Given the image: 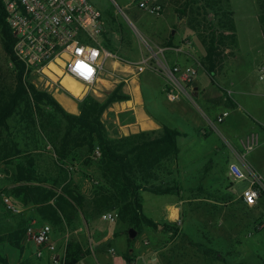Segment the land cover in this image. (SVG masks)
Wrapping results in <instances>:
<instances>
[{"label": "crops", "instance_id": "0c3cea01", "mask_svg": "<svg viewBox=\"0 0 264 264\" xmlns=\"http://www.w3.org/2000/svg\"><path fill=\"white\" fill-rule=\"evenodd\" d=\"M153 1L163 8L162 15L157 17L160 24L166 22V14L177 18V22L168 23L166 28L161 25L157 28L166 36L165 41L168 43L162 47V58L170 66L190 67L197 71L191 88H187V93L175 102H169L164 93L167 79L155 66L149 64L142 72L137 71L135 64L142 61L143 54L140 57L124 59L112 53L114 57L106 61L104 72L90 90L99 101H103L119 85L121 93L129 97L128 100L111 103L101 116V122L110 138H122L141 132H151L157 136L162 131V125L180 133L176 140V159L166 161L160 168L150 171V176L143 184L145 187L173 188L176 189L175 193L155 195L144 188L138 192L142 214L157 227L142 225L136 237L130 239L127 223L118 217L113 221L105 218L107 214L116 215V210L99 215L98 209L103 205L100 203L102 195L99 188L102 187V179L97 166V156L81 152L74 161V168L67 169L57 162L51 145L47 143L46 148L39 154L32 155L31 159H13L12 165L5 169L6 179L0 181V194L6 195L18 212H12V219L3 222L11 231L19 225L25 230L29 226L37 228L42 224L50 225L38 215L36 206H22L10 196V191L18 185L36 184L18 182L16 179L17 167L33 162L37 173L44 180L45 187L53 188L59 193L61 188L70 182L84 198L83 213L78 211L69 225L63 223L59 228L50 225L52 241L58 247L59 253L64 255V259L68 245L79 246L83 253L82 258L74 264H128L124 258L127 253H130L133 264H246L243 257L245 255L251 256L248 257L247 264L251 263L252 257H255L258 263L257 251L254 250L256 247L253 249V246H250L251 252H248L247 245L241 239L248 236L246 240H255L257 246L259 211L256 208L250 209L249 214L243 216V210L255 206L245 205L241 195L232 197V184L228 187L222 183L214 171L218 165L225 167L226 171L229 170L230 164L245 168L242 160H249L248 154L251 152L242 157L240 142L252 135L260 139L264 133L259 128L264 127V124H258L252 116L241 115L242 105L229 97L233 94L229 88L234 86L239 66L250 56V67L254 68V71L257 70L264 53L260 59L256 57L255 48L249 47V43L241 36L234 17L237 45L231 50L233 54L226 56L216 78L212 80L201 65L205 54L203 46L194 38L186 18L179 16L176 11L175 5L180 3V0ZM229 1L232 9L231 0ZM126 8H129L134 17L138 10H141L139 7L132 9L130 3L126 4ZM233 14L235 16L234 11ZM261 39L264 46L262 31ZM159 44L156 43V46ZM228 52L226 50L225 54ZM159 57L160 53L155 58L160 59ZM64 78L69 77L60 75L55 79L59 81L62 92L52 93V96L68 113L78 115L80 100L76 101L73 93L63 85ZM227 88L228 93L225 95ZM249 89L250 91L246 90L245 93L253 95L259 92L250 86ZM223 112H227L228 116L218 124L216 119ZM234 112L237 114L235 121L228 123L227 119ZM215 188L224 191L223 205L233 207L234 215L225 217L217 231L211 230L210 242L202 243L200 234L195 241L183 228L184 207L195 203V198L189 196L191 193L198 190L211 191ZM216 240L219 242L218 247L214 246ZM22 245L21 252L15 249L16 253L3 254L9 264H52L46 251H43L41 257L36 256L39 248L27 237ZM196 245H202L203 249L212 252L204 254L203 249L197 248ZM7 246L9 245H0L5 248ZM212 255H215V259Z\"/></svg>", "mask_w": 264, "mask_h": 264}, {"label": "trees", "instance_id": "16d2710c", "mask_svg": "<svg viewBox=\"0 0 264 264\" xmlns=\"http://www.w3.org/2000/svg\"><path fill=\"white\" fill-rule=\"evenodd\" d=\"M257 19L264 38V0H255ZM179 16L188 11L192 14L188 27L203 46L205 54L201 65L206 74L214 80L220 65L226 56H231L237 45L234 14L229 0H188L182 8H176ZM15 37L7 22V13L0 0V48L11 64V82L0 85V167L12 165L13 159H31L30 148L20 149L16 142L3 135H9L8 121L16 114L20 116L25 128L30 132L45 131L42 135L45 146L50 144L59 164L74 168V161L81 152L95 155L99 152L97 166L101 171L103 205L99 215L112 210L117 211L118 219L139 232L142 225L156 228L157 225L142 214L138 192L143 189L155 195L175 193L169 187H145L143 184L150 176V171L160 168L164 162L175 160L178 155L176 140L180 133L162 125V131L154 136L151 132H141L122 138L108 137L101 116L107 107L116 101L128 100L121 93L118 85L104 101H98L92 95L86 96L79 103V114L68 113L55 98L37 89L28 80L31 74L25 73V66L13 52ZM226 50L229 52L225 54ZM153 64V60L150 61ZM224 94L227 93L224 91ZM42 106L49 107L65 124L51 125L40 123L43 117ZM46 124V125H45ZM264 130V127H259ZM47 143V144H46ZM35 144V142H34ZM27 145V144H26ZM18 182H31L35 185H18L10 191V196L22 206H36L38 215L52 227L59 228L63 223L69 225L78 211L83 213L84 198L75 190L72 183H66L59 193L44 186V180L37 173L33 162L17 167ZM106 187V189H104ZM2 200V194H0ZM3 202V201H2ZM94 207H96L94 205ZM10 212V211H9ZM1 213V212H0ZM12 213V212H10ZM26 239V230L19 225L9 230L0 214V245L7 244L21 252ZM203 249L202 245H196ZM204 254L211 250L203 249ZM82 251L77 244L68 245L66 264H74L82 258ZM217 255V253H215ZM128 264H133L130 253L125 255ZM0 264H9L0 252Z\"/></svg>", "mask_w": 264, "mask_h": 264}, {"label": "rangeland", "instance_id": "374dc122", "mask_svg": "<svg viewBox=\"0 0 264 264\" xmlns=\"http://www.w3.org/2000/svg\"><path fill=\"white\" fill-rule=\"evenodd\" d=\"M97 10H99L103 15V25L104 32L102 34V40L106 48H108L112 53L116 54L120 58L130 59L135 56L140 57L143 54V59L153 57V66L155 64V57L163 52L162 47L166 46V36L163 35L160 30H157L158 27L166 28L168 23L177 22V18H173L170 14H166V22L160 24L159 18L147 14L141 10H138L136 17L130 13L129 8H126V4L130 3L132 9H137L138 3L137 0H88ZM188 0H180L176 8H182L184 3ZM232 10L235 13V21L240 30L241 36H243L246 41L249 43V47L253 46L256 52V57L259 59L264 53L263 40L261 39V30L257 20V5L255 0H231ZM169 11V10H168ZM186 18V22L191 19L192 14L188 11L185 15H182ZM150 28V29H149ZM149 29V31H148ZM194 35V34H193ZM178 37V33L176 34ZM165 38V39H164ZM194 38L195 35H194ZM163 40V41H162ZM197 40V38H196ZM162 41V42H161ZM162 43V44H159ZM199 42V41H198ZM156 43L159 46H156ZM162 45V46H161ZM250 56H248L242 65L237 69V77L235 79L234 86L229 88L233 94L229 97L232 100L237 101L242 105L243 110L241 115L252 116L254 120L260 124H264V81H259L257 77V70L254 71V68L250 67ZM11 64L8 63L5 55L0 48V83L7 84L11 82ZM244 79V82H242ZM40 91H45L52 95V93L62 92V88L58 80H45V79H36L30 77L28 80ZM63 85L67 88L68 91L73 93L74 97L80 100L78 104L88 95L94 94L91 92L90 88L82 87L80 84L76 83L70 78H64L62 81ZM244 83V84H243ZM0 84V85H1ZM246 85V86H244ZM250 87H253L257 91L256 94L250 95L245 93L246 90L250 91ZM83 91V92H82ZM228 93V88L226 89ZM82 92V93H81ZM77 94V95H76ZM97 100L98 98L95 97ZM107 98V97H106ZM105 98V99H106ZM104 99V100H105ZM103 100V101H104ZM99 101V100H98ZM102 102V101H101ZM43 117L40 118L39 122L42 124L46 123L47 127L51 125H61V128L65 127L62 119L55 114L49 107L42 106ZM198 110V109H197ZM199 112V110H198ZM236 113H232L227 119L228 123L235 121ZM9 135L7 136L4 133L3 138L8 141L10 146V141L17 143L20 149L30 148L31 155L39 154L42 152L46 146L43 142L42 135H45V131L40 133L39 131L30 132L25 128V123L21 121L18 114L14 115L9 121ZM45 124V125H46ZM53 128V127H51ZM264 132V130H261ZM48 132V130H47ZM35 142V144H34ZM27 144V145H26ZM232 145H236L231 143ZM249 160H242L244 162L245 168L240 167L243 172L248 173L247 170H253L259 174L264 185V133L260 136L259 143L257 148L248 154ZM182 162V161H181ZM8 167L4 164L1 165L0 171L3 173ZM214 174L218 177L222 183L230 186L232 184V191L230 193L232 197L235 195L239 196L245 188L249 185V181L237 180L229 175V170L226 171V168L221 166L215 167ZM6 177L2 180L4 181ZM223 194L222 189L215 188L211 191L198 190L191 193L189 196L195 198V203L184 207V231L188 233L190 237L197 241L199 234L202 236V243H208L211 241L212 233L211 230L217 231L218 226L222 223L225 217L234 215L233 207H225L223 205ZM7 197L6 195H4ZM10 200V199H9ZM238 201L239 198H237ZM11 201V200H10ZM13 204V202L11 201ZM227 204V201L225 202ZM14 205V204H13ZM255 207L249 208L248 210H243V216L249 214L250 209H258L259 216V236L257 239V246L255 240H246L248 236H243L242 241L247 245V251L251 252L250 246L255 249L257 252L258 263L255 260V257L251 259L250 264H264V194L261 195L260 199L257 201ZM4 205L0 198V214L3 221L6 219L11 220L12 211ZM11 214V215H10ZM211 233V234H210ZM139 236L137 237V239ZM217 238V237H216ZM136 239V240H137ZM218 239V238H217ZM208 241V242H205ZM218 241L214 243L215 247H218ZM2 245V244H1ZM2 254L5 253H16L17 251L7 246L0 247ZM245 252V249L243 250ZM246 253V252H245ZM246 260V264L249 262L251 256H243ZM212 258L215 259V255H212ZM248 259V260H247ZM248 261V262H247Z\"/></svg>", "mask_w": 264, "mask_h": 264}, {"label": "built area", "instance_id": "2783aa9c", "mask_svg": "<svg viewBox=\"0 0 264 264\" xmlns=\"http://www.w3.org/2000/svg\"><path fill=\"white\" fill-rule=\"evenodd\" d=\"M7 22L11 27L15 44L13 52L25 66V73L32 78L52 80L60 75L68 76L76 83L92 88L98 77L104 72L105 63L114 57L103 43V15L88 0H2ZM138 7L148 14L160 17L163 8L153 0H139ZM161 57L153 66L167 79L164 89L169 102H175L191 88L197 71L190 67L170 66ZM151 58L142 59L135 64L138 72L149 66ZM56 67L60 74L51 68ZM259 81H264V57L257 67ZM63 86V85H62ZM62 88V87H61ZM228 116L223 112L216 119L222 123ZM259 139L252 135L240 142L242 157L258 146ZM95 155L98 157L99 152ZM243 172L238 164L229 165L230 177L249 181L247 188L241 193L242 202L252 207L264 194L261 177L253 170ZM5 174L0 171V181ZM4 205L12 212H18L11 201L2 195ZM117 214H107L105 218L113 221ZM26 237L39 248L37 257L43 251L49 256L52 264H64V255L52 241L51 226L42 224L37 228L29 226ZM113 252V251H112Z\"/></svg>", "mask_w": 264, "mask_h": 264}, {"label": "water", "instance_id": "95a60500", "mask_svg": "<svg viewBox=\"0 0 264 264\" xmlns=\"http://www.w3.org/2000/svg\"><path fill=\"white\" fill-rule=\"evenodd\" d=\"M136 234H137V232L134 229H129L128 230V237L130 239H134L136 237Z\"/></svg>", "mask_w": 264, "mask_h": 264}, {"label": "bare ground", "instance_id": "6f19581e", "mask_svg": "<svg viewBox=\"0 0 264 264\" xmlns=\"http://www.w3.org/2000/svg\"><path fill=\"white\" fill-rule=\"evenodd\" d=\"M51 68H52L53 70H55L57 73H60V71H59L56 67L51 66Z\"/></svg>", "mask_w": 264, "mask_h": 264}]
</instances>
